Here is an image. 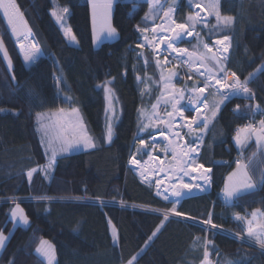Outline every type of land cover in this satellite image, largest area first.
Returning <instances> with one entry per match:
<instances>
[{
  "label": "trees",
  "instance_id": "trees-1",
  "mask_svg": "<svg viewBox=\"0 0 264 264\" xmlns=\"http://www.w3.org/2000/svg\"><path fill=\"white\" fill-rule=\"evenodd\" d=\"M56 1L69 8V24L78 46L69 45L51 15ZM15 2L39 42L41 56L35 62L24 61L0 9V39L13 61L11 73L0 51V200H4L0 201V231L7 232L12 226L9 210L14 202L6 200L32 198L20 201L30 225L16 227L0 264H46L36 252L44 238L55 244L57 264H129L133 257L132 264H207L205 251L214 264H264V249L228 233L245 235L243 221L235 216L249 217L264 209V147L260 149L252 141L244 157L257 190L228 203L222 196L238 155L233 136L240 124L254 116L248 106L257 102L264 107V67L258 70L264 63V0H220L222 15L235 18L234 23L222 27L212 19L195 26V33L209 46L218 38L230 37L232 49L224 67L242 82L247 80L255 98L233 96L221 105L196 161L212 169L211 190L175 204L157 195L154 185L128 166L143 102L136 79L141 39L137 26L142 29L153 24L143 20L149 3L117 0L112 17L119 37L97 48L89 0ZM191 13L187 0H180L177 22H185ZM179 46L202 53L197 36L182 40ZM145 55L150 60L149 72L159 80L153 54L147 51ZM109 80L120 110L111 143L106 138L105 92L98 87ZM159 91L154 88L149 103L155 102ZM212 99L210 96V102ZM237 105L240 115L234 111ZM74 107L82 110L97 147L58 155L49 180L37 172L29 181L27 172L49 161L37 126L38 114ZM188 109L185 116L191 118L193 111ZM174 206L184 215L164 220L163 213L142 209L170 212ZM209 214L227 232L204 225ZM112 226L117 229V240ZM157 228L159 232L152 236ZM206 241L211 244L206 246Z\"/></svg>",
  "mask_w": 264,
  "mask_h": 264
},
{
  "label": "snow or ice",
  "instance_id": "snow-or-ice-1",
  "mask_svg": "<svg viewBox=\"0 0 264 264\" xmlns=\"http://www.w3.org/2000/svg\"><path fill=\"white\" fill-rule=\"evenodd\" d=\"M112 2L113 0H104L103 3H97V0H92L94 28L97 16H99L100 32H106L110 37L117 35V30L110 24ZM145 2L150 4L149 11L143 18L145 24L147 25L148 21H155L156 18L161 14L163 16V23L153 24L151 27L145 26L142 29H140L138 25L137 28L141 32L143 43L138 44L137 47L143 49L145 45H147L153 49L154 55H156L157 49H159L161 45L165 46L163 52L166 54L164 55L163 63H161L159 57L156 56L155 64L156 67L160 69V79L164 82V89L167 92H171L172 94L170 98L165 97V93L161 94V98L157 100V103L152 105L153 115L148 117L149 123H143L142 121L140 131H148L150 127H158L159 123H163L165 128L161 129L160 135L165 136V139H167L165 133L169 132L173 136V141L170 142L165 148L161 149V151L172 152L173 161L176 163V170L178 173L182 174L179 180V186L173 187L171 190V197L177 198L174 201L175 204L179 203V198L183 197L186 192L189 194L192 193L193 190L206 192L212 184V169L205 168L203 164H198L196 161L198 156V148L200 144L203 143V137L206 134L209 125L219 113L221 105H223L225 101L229 100L233 96H242L246 99H252L253 95L250 94V89L247 87V80L242 83L235 72H231L229 74L227 69L224 67V62L227 60L226 54L229 51V47L225 46L222 48V50H218L224 54L223 60L220 58V56L209 55L212 52V48L202 39H200L198 32L196 33L198 47H202L205 50L199 56H195L194 53L189 52L186 48H180L177 46V42L181 41L182 38L191 37L193 35L195 26L197 24L205 21V18L200 16V12H196L194 15H189L185 22L178 23L174 18V5H168L167 10H165V4L161 3V0H145ZM202 2L203 0H187V3L190 7L201 10H203L201 7ZM203 7L209 10V15H215L217 26L228 27L234 23V20L231 17L223 19L221 18L216 0H210V2L204 4ZM0 8L3 9V14L6 17L7 24L10 28V33L15 36L18 42L20 41L21 37L27 41V48L23 42L19 43V47L23 51L24 61L35 62L41 50L36 44L34 37H32L31 29L27 27V22L23 19V14L20 12L15 0H8L7 3L5 0H0ZM69 14L70 11L67 7H58V9L51 12V15L55 18V21L62 30L63 36L71 46L73 44H78V41L71 27L67 25L65 20V17ZM149 32L152 33L151 39L148 35H146V33ZM96 38L98 40L99 35H97ZM229 40L230 37L225 35L223 39L216 40L215 44L224 45L225 42ZM0 50L3 51V56L7 60L8 67L10 68L11 59L8 57L7 50L4 48L2 40H0ZM173 53L176 54L174 56L175 60H180L182 57L186 56L187 60H184L183 62L188 65L189 69L192 68L194 63H199L205 68L204 72H200L199 69H197L195 73V75L202 78V87L198 83H194L192 86L185 89L173 91L169 88V85L171 84L173 78L177 76V73L172 71H167V73H165L164 65L170 63L168 60V55ZM140 55L143 56V53L141 52ZM144 62L147 64L148 61L146 58ZM221 73H223L222 76L220 75ZM137 79L139 80L140 77L137 76ZM189 79H192L191 75H189ZM108 84H111V81H108L105 85H98V87L103 88L106 98H108L109 94L112 92V89L108 87ZM209 89H211V91H209L208 95H205L206 90ZM222 89H225L226 91H221ZM185 92L188 93V105L190 106L188 110L195 113V115L191 116V118L185 116L186 108L184 106H180V101L185 98ZM210 96L213 97L211 102L209 100ZM161 99H163L165 105H171V111H168L167 108H165L166 116H161L158 112ZM248 108L253 111L254 114L256 112H264V109H262L259 104L255 105L254 107L248 106ZM202 109H206L207 111L204 112ZM62 111L63 110L61 109V112ZM73 111L76 112L78 110L73 109ZM234 111L237 113V115H240V106L237 105ZM108 112L113 116L115 115V110L112 107L110 98ZM143 114V110H141V115L143 116ZM39 116L40 114H38V120ZM177 116L179 117L180 121L184 122V127L188 129V134L193 136L191 144L178 143L177 140L182 139V137H180L179 131L172 132V126L176 123ZM153 120L157 121L158 123H152ZM45 128V135H47L48 126H45ZM79 128L81 131H83L84 126L82 123L79 124ZM74 134V128H69L67 126H65L61 132L57 134L56 139H59L60 143L58 146L51 147V157L47 167L43 169L45 173H47L48 170L52 168L58 152H67L71 148L79 147L81 145L86 149H95L97 147L94 140L86 134L79 135L76 139H67V137ZM112 136L113 127L111 120H109L106 136L108 143H111ZM253 136H255L258 144L264 145V119L259 121V127L249 123L248 125L237 128L234 140L238 147L243 148ZM54 142V140L51 141V143ZM152 143H155L154 138ZM139 144L145 148L150 146L149 141H146L142 138L139 139ZM149 159L152 160L159 158L149 155ZM130 164L139 168L141 166V160H138L135 156H132L130 158ZM247 168L248 165L244 164L241 160L238 159L235 162V170L228 175L227 181L225 182L224 188L222 190V196L225 203L231 202L241 195L251 194L257 190V185L253 182L252 177L248 174ZM201 169L203 171L201 172L200 177H194V179H197L196 183L184 182L182 178L183 176L190 175V171L196 172ZM37 171L38 169H32L27 172L29 181L31 180L33 173ZM140 174L143 176L145 173L141 171ZM261 183L264 184V179H262ZM167 192V189H165L164 193H161L158 189L157 195H163V198L168 200L169 195ZM170 212L174 213L176 216L184 215V213L178 212L175 206L170 210ZM258 214L264 216V213H261L258 209L251 214L252 219H247L246 217H241L239 215L235 216V219L237 221L245 222V230L248 237L255 239L256 242L262 248H264V224H256L255 228L253 226ZM10 218L13 222H18L19 224H29L28 216L25 214L24 209L20 207L19 203H16L15 208L11 210ZM168 218L169 214L166 212L164 214V220H168ZM203 223L210 225L214 229L217 228V225L212 222L211 214H209V218L204 220ZM156 232H159V228H157L156 231L152 233V236H155ZM8 239L9 237L4 235L3 231H0V250L5 248V243ZM113 239H116L115 226H113ZM205 244L207 246L211 244V241H206ZM36 252L47 260V264H53L55 259L54 248L53 246L49 245L47 241H41V246L36 249ZM204 256L205 260H207V251H205ZM135 259L136 257H133L132 260L129 261V264H132ZM229 264H231V262H229Z\"/></svg>",
  "mask_w": 264,
  "mask_h": 264
},
{
  "label": "rangeland",
  "instance_id": "rangeland-1",
  "mask_svg": "<svg viewBox=\"0 0 264 264\" xmlns=\"http://www.w3.org/2000/svg\"><path fill=\"white\" fill-rule=\"evenodd\" d=\"M219 1L220 0H216V2L218 3V10H219V14H220L221 18L222 19L223 18H229V16L222 15V13L220 11V2ZM5 2L7 3L8 0H5ZM103 2H104V0H97V3H103ZM116 2H117V0H113V2H112L111 17H110V24L114 28H115V25H114L113 17L112 16L114 14V8H115L114 6H115ZM179 2H180V0H161V3L165 4V10H167L168 5H174V7H175L174 18L175 19H176V14H175L176 13V7H177V5H178ZM209 2H210V0H203L202 5H201V7L203 8V10H201V9H194V8L191 7L192 8V13L190 15H194L196 12H200V16L203 17V18H205V21H203V22H208V21H210L212 19H215L216 20L215 15L214 14L213 15H209V10L207 8H204L203 7L204 4H207ZM89 3H90V6H91L90 8L92 9L91 13H92V16H93V3H92V0H89ZM58 7H64V6L60 5L58 3V1H56L55 7L53 9H51V10L52 11L53 10H56V9H58ZM149 7H150V4H149ZM0 9H1L2 13H3V9L2 8H0ZM19 10H20V8H19ZM20 12H21V10H20ZM231 18H233V17H231ZM5 20H6V23H7L6 17H5ZM65 20H66L67 25L70 26L68 16L65 17ZM233 20L235 21V18H233ZM152 23L153 24H161V23H163V16H162V14L160 16H158L155 21H152ZM178 23H180V22H178ZM28 25L29 24H27V27L29 28L30 26H28ZM93 26H94V23H93ZM92 29H93V38L92 39H94V45L97 48L100 47L103 42H106V41H108V42L115 41L119 37V32H118V30L116 28L115 29L117 30V35L114 36V37L108 36L106 32H104V33H101L100 32V19H99V16H97L95 28H92ZM9 30H10V28H9ZM158 32H159V29H158ZM97 35H99V39L98 40L96 38ZM146 35H148L150 39L152 38V33L151 32L146 33ZM194 37H196V35L193 32V35L191 37H186V38H188L189 40H192ZM186 38H182L181 41L177 42V46L180 47V48H184V47L179 46V44L182 42V40H184ZM0 40L3 41V45H4V48L7 50L8 57L11 59V67L10 68L8 67V68H9L10 72L13 73V64H12L13 61H12L11 54H9L10 52H9V50L7 48V45H6L5 41L3 39H0ZM77 41H78V39H77ZM231 41H230V43H231ZM140 43H143L142 35H141V41H140ZM78 44H73V45L78 46ZM215 45L216 46L213 47V48L210 46L212 48V52L209 55H217V56H220L219 51L216 48L218 45L217 44H215ZM159 49H157V50H159ZM0 51H1V54L3 55V51L2 50H0ZM147 51H149V52H151L153 54V58L154 59H156V56H158L159 59H160V61H161V63H163V61H164V55L166 54L162 50L161 53H158L156 51V55H154L153 49H151L150 47H147V45H145V47L143 49L137 47V57L136 58L138 59V64L136 66V79H137V76L140 77L139 80L137 79V85H138V89H139V93H140V98H141L140 100H142L143 102H142V105L140 106L139 111H138V119H137V121H138V131H137V135H136L135 140H134L133 145H132V151L130 152L131 153L130 158L132 156H135L136 159L141 160V163H147V162H149L150 165L154 166L153 168H155V172H153L154 174H152V175L144 174L142 176L140 174L141 171L140 170H136L130 164V158H129L128 166H130V168L144 182L148 181L147 183H149V184L152 183V185H154V187L156 188V192L159 189L161 193H164V190L167 189L168 187L166 188L165 187L166 186L165 184H161L160 183V180L158 178L157 173L163 172V173L171 174L172 177H173L172 178L173 180H175L176 177H178V176H180L182 174L178 173L177 170L175 169L176 163H175V161H173V158H172L173 157V154H172V152L171 151H168V152L161 151V149L165 148L166 146H161V145L160 146H157V145L153 144L152 141H151L152 137L157 136V135H160L161 129H164L165 128V125L163 123H159V126L158 127H150L148 129V131H145V132H141L140 131L141 122L143 121V123H149L148 117H150V116L153 115V113H152V105L156 104L157 103V100L161 98V94L164 93V87H163V83L164 82L160 79V69H158V74H159V77L158 78H159V80H154L152 74L149 72V68L148 67L150 65V62H149L150 60L145 55ZM188 51L194 53L195 56H199L194 51H190L189 49H188ZM204 51L205 50L202 48V53ZM141 52L143 53V56L140 55ZM21 53H23L22 50H21ZM174 56H175V53H173L171 55H168V60L170 61V63L164 65L165 73H167V71H172V72H176L177 73V76L174 77L173 80H172V82H171V86H172V87H170L171 90L174 91V90H178V89H185L187 87L192 86L194 83H198L202 87L203 86L202 78H200L197 75H195V73H196L197 69H199L200 72H204L205 71V68L204 67L196 68V63H194L192 65V68L189 69L188 65L183 62L184 60H187V57L186 56L185 57H182L180 60H175L174 59ZM145 58L148 61L147 64H145V62H144ZM220 58L223 60L224 57L222 58L220 56ZM5 61H6V64H7V60L6 59H5ZM7 66H8V64H7ZM263 67H264V63L258 68V70L262 69ZM189 75L192 76V79H189ZM182 76H185L186 79H187V81L181 82V78H183ZM109 81H112V80H109ZM240 81L242 82L241 79H240ZM106 83L104 82L103 85H105ZM108 87H110L112 89V92L109 94L108 98H106V103H107V111L106 112H107V116H108L107 117L108 118V123H109V120H111V123H112V127H113L112 140H113V137H114V123L117 122V119L119 117V111L120 110H119V103H118V101H116L117 100V97H116L115 90L112 87V84H108ZM156 87L160 88V91L158 92V96H157L155 102H153L151 104V103L148 102V98H149V95L153 92L154 88H156ZM223 91H226V90L223 89ZM171 94L172 93L170 92L168 94H165V96H168V95L171 96ZM250 94L254 95V93H251V90H250ZM105 97H106V94H105ZM109 98L111 99L112 107L115 110V115L114 116L111 113L108 112ZM168 98H170V97H168ZM144 100H146V102ZM187 102H188V93L185 92V98L180 101V106H183V104H185ZM165 108H167L168 111H171V105L170 104L169 105H165L164 102H163V99H161V103H160V106H159V109H158L159 115L166 116ZM73 109H76L78 111L74 112ZM141 110H143V113H144L143 116L141 115ZM193 115H194V112H193ZM37 123H38V125H37L38 126V129H39V131L41 133V138H42L43 146H44L45 151L48 154L47 157H49V159L51 157V147L58 146L59 143H60V140L59 139H56V136H57V134L59 132H61V130L65 126H67L69 128H74V133H75L74 135L67 137V139H76L79 135H85L86 134L87 136L91 137L94 140L93 136L91 134H89L90 132H89V129L87 127V124L85 123V118H84L83 112H82V110L79 107H74V108H71V109H66V110H63L62 112H61V109L60 110H50V111L42 112V113H40L39 120H38V116H37ZM80 123H82L83 126H84L83 131H81L80 128H79V124ZM152 123H158V122L155 121V120H153ZM45 126H48V129H47L48 134L47 135H45V131H46ZM175 131H179L180 137H182V139L179 140V143L180 144H184V141H186V143L191 144V142L193 140V136L190 135V134H188V129L186 127H184V122L180 121V119H179L178 116L176 117V123L173 124V126H172V132H175ZM141 138L144 139V140H146V141H149L150 146L148 148H145V147H143V146H141L139 144V139H141ZM183 139H185V140H183ZM53 140L55 142L54 143H51V141H53ZM252 141H255L257 143V141L255 139V136H253L249 140V142L244 146V148H247L251 144ZM94 142H95V140H94ZM257 146L260 149L264 147V145H261V144H258ZM87 150H91V149H86V148H84L81 145L79 147L71 148L67 152H58L57 155H56V157H55V163L53 164L52 168L48 170L47 173H45L43 171V169L47 167L48 163L46 164V166L44 165L42 167H36L35 169H38L37 172H42L46 176L47 180H49L50 179V176L53 173L54 168L56 167V164H57V160L56 159L58 158V155L70 154V153H74V152L87 151ZM137 150H139V151H137ZM198 150H199V154H200V146H199ZM149 155H151L152 157H158L159 160L162 161V163H160L159 166L156 167V164L154 162L155 159L150 160L149 159ZM246 156H247V153H246V155L244 157H246ZM198 157H199V155H198ZM244 157L242 159H240V160L244 164H247L246 161H245V159H244ZM263 160H264V157H263ZM156 168L160 169V171L158 169H156ZM234 170H235V168L232 171H234ZM247 171H248V174L250 175L248 168H247ZM37 172H34L33 175H36ZM228 175H227V177H228ZM194 177L197 178V173H192L191 175H188L184 179V182L185 183H196L197 181L193 182L192 180L189 179V178L194 179ZM227 177H226L225 182L227 181ZM253 182L255 183L254 180H253ZM224 185H225V183H224ZM160 186H161V188H160ZM210 190H211V186H210ZM200 193H203V192H200ZM200 193L198 192L196 194H188L184 198H186L188 196H195V195H198ZM204 193H208V191H206ZM159 196L163 198V195H159ZM184 198L179 199V201L182 200V199H184ZM24 199H26V198H24ZM30 199H32V198H30ZM175 200H176V198L171 199V200L168 199L166 201H168V202H174ZM0 201H2V200H0ZM20 201L21 200H19V199H16V200L15 199H8V200H6V202H14V204H12L11 209L9 211L11 212V210L15 208V204L16 203H19L20 204V207L24 209V207L20 203ZM142 209L151 210L152 212H157V213H163V214L166 213L165 211L156 210V209H153V210L152 209H148V208H142ZM259 210H260L261 213H264V209H259ZM24 211H25V209H24ZM167 213L169 214V217H179V216H176L174 213H170V212H167ZM25 214L27 215L26 211H25ZM246 218L247 219H252V216L251 215L249 217L246 216ZM28 219H29V224L28 225L19 224L18 222H13L12 221L11 228L9 229V231L3 232L4 235L8 236L9 239H10L11 235L13 234V231L16 229L17 226L21 225V226H24V227H27L28 228V226L30 225V218H29V216H28ZM243 224H244V226L246 228L245 222H243ZM256 224H264V216H261V215L258 214L257 217H256V220L254 222V225H253L254 228H255V225ZM204 225H206V224H204ZM206 226H208L209 228H211L210 225H206ZM115 229H116V227H115ZM215 229L221 230V231H224V232H227L226 229H223L221 227H217ZM112 230H113V226H112ZM228 233L234 235L235 237L240 238L241 240H244L246 242L249 241V243H252V244L257 245L260 248H262L256 242L255 239H252V238L248 237L247 232L243 236L242 235H238V234L233 233V232H228ZM117 235L118 234H117V229H116V240L118 239V236ZM9 239L6 241L5 246L7 245V242L9 241ZM41 241H47L49 245L53 246L54 253H55V259L53 261V264H57V261H58L57 251H56L57 249H56V246L53 243V241L50 240L49 238H44ZM40 246H41V243H40L39 247ZM262 249H264V248H262ZM3 250L4 249L0 250V256H1L2 252H3ZM143 250L140 251L139 255L143 252ZM42 258L45 260V262L47 264V260L44 257H42ZM207 260H208V263L207 264H214V262L210 259V256H209V258Z\"/></svg>",
  "mask_w": 264,
  "mask_h": 264
},
{
  "label": "bare ground",
  "instance_id": "bare-ground-1",
  "mask_svg": "<svg viewBox=\"0 0 264 264\" xmlns=\"http://www.w3.org/2000/svg\"><path fill=\"white\" fill-rule=\"evenodd\" d=\"M147 47H149V46H147ZM165 46H161L160 47V49L159 50H157V52L158 53H161V51L163 50V48H164ZM176 55V54H175ZM201 67H203V66H201L199 63L197 64L196 63V68H201ZM170 87H172L171 86V84L169 85V88ZM171 89V88H170ZM164 93L165 94H168V93H170V92H167L165 89H164ZM165 97H170L169 95L168 96H165ZM165 135L167 136V139H165V136H162V135H157V136H154V137H152V139H151V141H153V138H154V141H155V145H157V146H167L170 142H172L173 141V137H171L170 135L171 134H169V133H165ZM179 151V150H178ZM136 170H140V171H143L145 174H148V175H152V174H154L153 172H155V168H153L154 166H152V165H150V163L149 162H147V163H141V166L139 167V168H137V166H135V165H132ZM157 169V168H156ZM175 169H176V166H175ZM203 170L201 169V170H198V171H196V172H191L190 171V175L192 174V173H197V178H199L200 177V175H201V172H202ZM180 177H181V175L180 176H178V177H176V179L175 180H173L172 178V175L171 174H168V173H163V172H159L158 173V178H159V180H160V183L161 184H165V185H168V188H167V190H168V192H167V194L169 195V198L170 199H174L175 197H171V190L173 189V187H178L179 186V180H180ZM187 176H183L182 178H183V180L186 178ZM194 181H197V179L196 180H194ZM185 192H186V190H185ZM198 192H201V191H197V190H193V192L192 193H190V194H196V193H198ZM189 193H187L186 192V194L183 196V197H181V198H184L185 196H187ZM181 198H179V199H181Z\"/></svg>",
  "mask_w": 264,
  "mask_h": 264
},
{
  "label": "built area",
  "instance_id": "built-area-1",
  "mask_svg": "<svg viewBox=\"0 0 264 264\" xmlns=\"http://www.w3.org/2000/svg\"><path fill=\"white\" fill-rule=\"evenodd\" d=\"M194 33H195V31H194ZM31 35H32V37H34V39H35V42H36V44L39 46V48H40V45H39V42H38V40H37V38L35 37V35H34V33L33 32H31ZM195 35H196V33H195ZM186 39H188V38H186ZM219 39H223V38H218V40ZM217 40V39H216ZM215 40V41H216ZM140 41H141V39H140ZM215 41H214V43H212V45H211V47L213 48V47H215L216 45H215ZM230 41H231V39L229 40V41H226L225 42V44L224 45H218L216 48L218 49V50H222V48L223 47H225V46H227V47H229V51H228V53L226 54V56H227V59L229 58V56H230V53H231V49H232V43H230ZM21 42H23L24 44H25V46H26V48H27V41H25L24 39H23V37H21V39H20V41L18 42L17 40L15 41V45L17 46V47H19V43H21ZM232 42V41H231ZM20 48V47H19ZM219 54H220V56L223 58L224 57V54H222L221 53V51H219ZM40 56H41V52H40V54L38 55V57L36 58V60H38L39 58H40ZM35 60V61H36ZM231 73V72H230ZM229 73V74H230ZM183 77V76H182ZM184 78V80H183V82L184 81H187V79H186V77L184 76L183 77ZM182 79V78H181ZM221 91H223V89L221 90ZM205 95H208V90H206V92H205ZM238 97H242V96H238ZM242 98H244V97H242ZM255 98V96L253 95V99ZM258 103L257 102H255V104L254 105H257ZM260 105V104H259ZM183 106L185 107V108H187V107H189L190 108V106L188 105V102L187 103H185V104H183ZM260 107L262 108V109H264V107H262L261 105H260ZM202 111H204V112H206L207 110L206 109H202ZM185 114H186V111H185ZM194 115H195V113H194ZM254 116L250 119V120H248V121H246V122H243V124H240L239 125V127H243V126H245V125H248L249 123H251V124H253L254 126H256V127H259V121L260 120H262V119H264V112H256L255 114H253ZM238 127V128H239ZM167 133H169V132H167ZM170 134V133H169ZM171 137H173L172 135H170ZM234 137V136H233ZM179 140L180 139H178L177 140V142L179 143ZM183 140H185V139H183ZM184 143H186V141H184ZM246 151H247V148H240V147H238V155H237V157H235V160L233 161L234 163L239 159H242L245 155H246ZM198 155H199V150H198ZM197 158H198V156H197ZM155 164H156V167H158L159 166V164L161 163V161L159 160V159H155ZM205 167V166H204ZM205 168H207V167H205ZM158 169V168H157ZM159 171H160V169H158ZM148 175V174H147ZM157 175H158V173H157ZM190 180H192L193 182H195L194 180L195 179H192V178H189ZM146 182H148V181H146ZM166 188L168 187V185H166L165 186ZM160 188H161V186H160ZM209 190H210V187L208 188V192H209ZM165 191V190H164ZM200 193V192H199ZM170 199V198H169ZM177 199V198H176ZM171 200V199H170ZM2 201H4V200H2Z\"/></svg>",
  "mask_w": 264,
  "mask_h": 264
},
{
  "label": "crops",
  "instance_id": "crops-1",
  "mask_svg": "<svg viewBox=\"0 0 264 264\" xmlns=\"http://www.w3.org/2000/svg\"><path fill=\"white\" fill-rule=\"evenodd\" d=\"M91 11H92V9H91ZM22 13V12H21ZM23 14V13H22ZM93 16H92V13H91V18H92ZM23 19L27 22V20H26V18H25V16H24V14H23ZM27 24H28V22H27ZM29 26V25H28ZM92 27L94 28V26H93V18H92ZM30 28V27H29ZM13 35V34H12ZM13 37H14V39L16 40V38H15V36L13 35ZM253 239V238H252Z\"/></svg>",
  "mask_w": 264,
  "mask_h": 264
},
{
  "label": "water",
  "instance_id": "water-1",
  "mask_svg": "<svg viewBox=\"0 0 264 264\" xmlns=\"http://www.w3.org/2000/svg\"><path fill=\"white\" fill-rule=\"evenodd\" d=\"M21 201H26V200H31L30 198H26V199H19Z\"/></svg>",
  "mask_w": 264,
  "mask_h": 264
}]
</instances>
